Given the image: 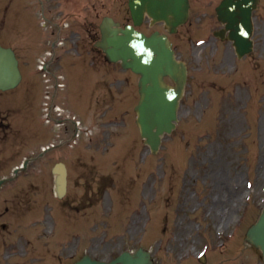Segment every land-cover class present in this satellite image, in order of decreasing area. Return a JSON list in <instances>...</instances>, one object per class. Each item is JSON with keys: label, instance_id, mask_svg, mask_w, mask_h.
<instances>
[{"label": "rangeland", "instance_id": "1", "mask_svg": "<svg viewBox=\"0 0 264 264\" xmlns=\"http://www.w3.org/2000/svg\"><path fill=\"white\" fill-rule=\"evenodd\" d=\"M29 1L21 4L24 14L11 10L16 17L12 24L25 26L32 20ZM96 1L82 6L84 0H74L73 10L66 11L72 12L73 23L80 26V57L86 56L80 59V71H92L88 66L92 63L101 78L110 79L107 91L96 90L95 98L101 99L100 111L105 115L100 113L94 123L103 119L114 126L109 128L107 140L103 134L101 140L95 135L91 145L83 138L74 145L63 126L57 127L56 134L70 138L67 163L74 182H83L80 161L87 166L95 164L98 177L111 179L100 180L101 187L107 189H102L98 205L81 209L80 215H93V222L85 223L90 233L81 235L80 256L88 253L108 260L122 251L143 247L151 252L154 264H202L198 260L202 253L204 264H264L260 253L247 246L243 237L264 204V0L252 18L254 51L241 61L230 42L211 35L220 27L214 12L220 0H191V24L171 38L178 58L188 66V84L178 109L177 127L172 136H165L154 156L143 146L134 125L138 78L120 74L118 65L107 64L91 46L95 33L98 38L93 26L103 15L111 14L122 24L129 22L126 0ZM144 27L148 33L160 29ZM21 59L26 70L27 55ZM70 78L68 75L67 82ZM38 81L44 92V79ZM71 94L74 97V92ZM45 100L41 95L39 103L36 101L37 114L43 120ZM56 102L68 110L67 100L58 97ZM80 104L76 106L79 113ZM101 122L93 131H100ZM38 146L41 144L33 149L37 151ZM23 177L21 184L43 181L47 189L51 183L47 173ZM83 192L80 188V200Z\"/></svg>", "mask_w": 264, "mask_h": 264}, {"label": "water", "instance_id": "2", "mask_svg": "<svg viewBox=\"0 0 264 264\" xmlns=\"http://www.w3.org/2000/svg\"><path fill=\"white\" fill-rule=\"evenodd\" d=\"M129 4L135 24L143 19V13H147L155 23L164 21L168 33L175 32L176 27L183 24L188 16L186 0H130ZM256 4L257 0H222L216 9L218 20L225 24V31H229L227 39L233 41L239 57L252 47L251 14ZM117 26L111 21L102 25V41L97 47L103 49L108 60L120 61L123 68L139 74L140 99L135 108L136 123L141 138L145 139L144 142L155 154L161 136L175 129L179 100L186 82V68L175 59L166 35L154 32L147 37L132 26H126L125 29ZM12 56L11 50L0 47V63L4 65L0 66V72L3 68L4 72L15 73L7 81L0 75V88L11 86L13 81L19 80ZM164 77H168L173 86L166 84ZM56 183L60 194L65 185L64 173H59ZM246 241L260 249L264 256V210L258 222L247 231ZM76 264H152V261L150 254L140 248L134 253L123 252L110 262L94 261L84 256Z\"/></svg>", "mask_w": 264, "mask_h": 264}, {"label": "flooded vegetation", "instance_id": "3", "mask_svg": "<svg viewBox=\"0 0 264 264\" xmlns=\"http://www.w3.org/2000/svg\"><path fill=\"white\" fill-rule=\"evenodd\" d=\"M65 1L67 2V0ZM4 2L5 0H3V3ZM61 2L62 1L59 0L39 1L42 15L46 21L45 26L50 30L52 28L61 30L57 18V13L62 11V8L60 7ZM149 23L150 22L146 20L145 24L149 26ZM3 25L4 21L2 20L0 33L2 37H6L2 39L10 43L20 42V30L16 28L4 30ZM66 27H68V25H66ZM161 27L163 28L162 25ZM10 31H12V34H10ZM52 34H54V32H52ZM78 34L72 33L71 37L75 44L80 47V37ZM32 35H35V33ZM57 43H60L61 45L64 41H60V38H57L50 42V47L54 48ZM53 53L54 52L50 53L51 56ZM59 60L60 58L57 59V61ZM20 98L21 95L17 91H0V175L11 174L15 167L20 166L19 164H21L26 158L23 157L22 161L19 160L23 154V150L27 148V140L34 138L35 136V129L30 119L25 118L23 120V126L28 128L22 129L20 113L21 105L19 103ZM103 100L105 101V98ZM96 105L97 107L99 106V104ZM25 131L29 134H23ZM44 137L51 141V134H46ZM50 146L51 149L48 153L57 155L59 152L58 148L61 149L59 152L60 155H66L68 153L67 143H62L60 145L50 144ZM44 157V155L39 154L40 159L36 160V162L30 157L29 163L38 164L40 163V160H44ZM26 169H28V167ZM35 169V172L37 173H45V169L42 167H36ZM42 182L43 181L40 183L29 182V184L26 183V186L23 188H19L18 184H12L9 185L11 188H9L8 192L0 191V264H8L10 259L20 256L24 260H29L37 264H68L69 248L66 246L67 244L63 245V239L67 237L65 231H62L61 234L57 235V238H51L50 241L44 243V248H41V252L37 254H35L36 247L32 246L34 247L32 253L35 255L28 258L29 251L25 247L30 244V241L26 239L25 245H21L20 240L26 233L30 234V232L34 233V231H30L31 228L29 227V230H26L24 235H20L19 231L16 230L20 220L31 212L38 215L41 214L45 217L48 215V204H46L48 202L45 200L44 204V201L42 200L39 201L31 198L33 193H37L41 196L46 193L47 189L45 188L44 182ZM75 200L77 199L70 195L66 196L61 201L58 200L55 204L57 205L56 213L58 215L61 214L60 216L62 218L63 214L69 211L70 203ZM14 222H16L15 225H11ZM59 225L62 226L61 223ZM42 233H44V231L39 232V234ZM46 246H49V248ZM44 249L45 251L43 252ZM76 249H78V246ZM46 258L47 260H45ZM4 259H6V261H3Z\"/></svg>", "mask_w": 264, "mask_h": 264}]
</instances>
